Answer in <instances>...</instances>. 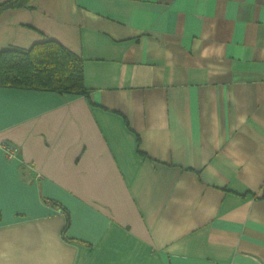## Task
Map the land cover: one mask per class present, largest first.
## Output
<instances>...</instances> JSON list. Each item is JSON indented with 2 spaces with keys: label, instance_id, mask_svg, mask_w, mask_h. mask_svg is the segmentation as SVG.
<instances>
[{
  "label": "crops",
  "instance_id": "1",
  "mask_svg": "<svg viewBox=\"0 0 264 264\" xmlns=\"http://www.w3.org/2000/svg\"><path fill=\"white\" fill-rule=\"evenodd\" d=\"M45 39L88 95L0 86V264H264V0L0 13Z\"/></svg>",
  "mask_w": 264,
  "mask_h": 264
},
{
  "label": "trees",
  "instance_id": "2",
  "mask_svg": "<svg viewBox=\"0 0 264 264\" xmlns=\"http://www.w3.org/2000/svg\"><path fill=\"white\" fill-rule=\"evenodd\" d=\"M33 0H6V9L27 8ZM0 86L41 90L87 97L83 83L82 59L52 39L28 49L7 47L0 50Z\"/></svg>",
  "mask_w": 264,
  "mask_h": 264
},
{
  "label": "built area",
  "instance_id": "3",
  "mask_svg": "<svg viewBox=\"0 0 264 264\" xmlns=\"http://www.w3.org/2000/svg\"><path fill=\"white\" fill-rule=\"evenodd\" d=\"M0 146L2 147L3 149V152L5 154V156L7 158H10L12 156H14L15 154V146L9 142H6V141H2L0 143Z\"/></svg>",
  "mask_w": 264,
  "mask_h": 264
}]
</instances>
